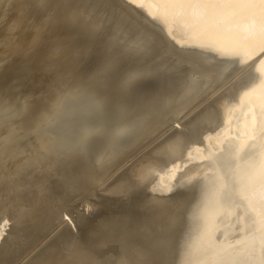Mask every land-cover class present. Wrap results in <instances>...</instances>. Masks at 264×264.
Here are the masks:
<instances>
[{"label": "bare ground", "instance_id": "obj_1", "mask_svg": "<svg viewBox=\"0 0 264 264\" xmlns=\"http://www.w3.org/2000/svg\"><path fill=\"white\" fill-rule=\"evenodd\" d=\"M0 264H264V4L0 0Z\"/></svg>", "mask_w": 264, "mask_h": 264}, {"label": "snow or ice", "instance_id": "obj_2", "mask_svg": "<svg viewBox=\"0 0 264 264\" xmlns=\"http://www.w3.org/2000/svg\"><path fill=\"white\" fill-rule=\"evenodd\" d=\"M183 2V0H181ZM191 2V0H189ZM201 3H217V4H235V3H260L264 4V0H196Z\"/></svg>", "mask_w": 264, "mask_h": 264}, {"label": "rangeland", "instance_id": "obj_3", "mask_svg": "<svg viewBox=\"0 0 264 264\" xmlns=\"http://www.w3.org/2000/svg\"><path fill=\"white\" fill-rule=\"evenodd\" d=\"M9 115H10V114H9ZM9 115H8V117H2V120H4V119H5V120H10V119H9Z\"/></svg>", "mask_w": 264, "mask_h": 264}]
</instances>
